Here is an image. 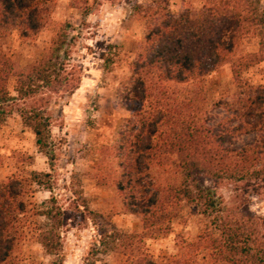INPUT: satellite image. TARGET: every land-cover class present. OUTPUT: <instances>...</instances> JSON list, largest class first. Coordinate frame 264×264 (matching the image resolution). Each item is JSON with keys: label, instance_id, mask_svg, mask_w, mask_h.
I'll return each instance as SVG.
<instances>
[{"label": "trees", "instance_id": "16d2710c", "mask_svg": "<svg viewBox=\"0 0 264 264\" xmlns=\"http://www.w3.org/2000/svg\"><path fill=\"white\" fill-rule=\"evenodd\" d=\"M100 1L71 0L82 19ZM203 1L196 17L187 10L172 12L168 0L134 8L146 34L129 77L116 93L127 118L114 147L119 173L113 185L127 210L140 218L141 233L103 231L94 254L120 250L126 264H163L142 252L141 243L167 236L173 221L187 216L184 211L190 208L201 231L180 242L181 256L168 264H264V218L226 206L216 193L227 184L264 188V89L253 88L244 78L264 63V10L260 0ZM54 4L0 0V126L15 109L35 147L49 160L45 108L50 101L42 92L57 93L72 85L65 63L68 43L57 33L41 59L23 69L3 46L12 33L21 39L36 37ZM249 36L258 40L256 53L241 51ZM225 66L238 97L228 127L213 125L205 111L206 79ZM12 81L15 96L9 90ZM255 132L262 133L256 144L233 146L239 136ZM46 176L32 173L26 179L0 181V264H24L19 246L31 216L29 187L42 185ZM46 204L35 214L44 219L37 241L55 264H63L64 212L53 198Z\"/></svg>", "mask_w": 264, "mask_h": 264}, {"label": "rangeland", "instance_id": "374dc122", "mask_svg": "<svg viewBox=\"0 0 264 264\" xmlns=\"http://www.w3.org/2000/svg\"><path fill=\"white\" fill-rule=\"evenodd\" d=\"M168 1L174 13L187 10L196 17L203 10V0ZM150 2L101 0L82 19L71 0H55L46 26L36 37L21 39L12 33L5 41L6 54L23 69L41 59L57 33L63 35L68 43L66 68L72 79V87L57 93L42 92L50 101L45 114L50 122L52 160L37 150L34 136L22 126L15 109L0 126V181L26 179L32 173L47 175L41 179L42 185L29 187L31 216L19 246L24 264H55L37 241L44 219L35 216L51 198L63 210L66 220L61 230L63 264H126L120 250L105 255L94 254L93 249L103 231L141 233L140 218L127 210L113 185L119 173L114 147L127 118L116 93L129 77L130 64L146 34L144 25L134 17V8ZM260 2L264 10V0ZM257 50L255 37L243 40V53ZM244 78L253 88L264 89V63L248 70ZM206 85L205 111L212 124L231 126L236 108L232 104L238 97L230 67L209 76ZM9 90L15 96L13 81ZM261 135L243 134L233 146L254 145ZM156 176L161 177L159 173ZM216 193L226 206L246 208L264 218V188L244 190L241 185L227 184L217 188ZM184 213L187 216L174 220L167 236L144 239L142 252L163 264L179 258L180 242L193 240L201 231L194 210L188 208Z\"/></svg>", "mask_w": 264, "mask_h": 264}]
</instances>
